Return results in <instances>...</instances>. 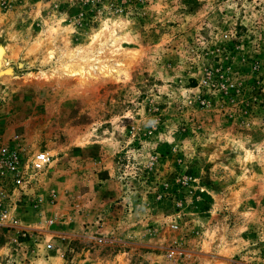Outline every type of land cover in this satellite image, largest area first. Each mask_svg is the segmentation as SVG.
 Here are the masks:
<instances>
[{
  "label": "rangeland",
  "instance_id": "obj_1",
  "mask_svg": "<svg viewBox=\"0 0 264 264\" xmlns=\"http://www.w3.org/2000/svg\"><path fill=\"white\" fill-rule=\"evenodd\" d=\"M0 46V141L54 156L0 264H264V0H0Z\"/></svg>",
  "mask_w": 264,
  "mask_h": 264
},
{
  "label": "built area",
  "instance_id": "obj_2",
  "mask_svg": "<svg viewBox=\"0 0 264 264\" xmlns=\"http://www.w3.org/2000/svg\"><path fill=\"white\" fill-rule=\"evenodd\" d=\"M53 161L54 156L48 151L29 146L21 136L12 135L0 141V237L17 246L25 244L24 240L18 242L19 239L39 238L20 224V216L27 209L41 214L43 198L39 190ZM53 194L50 193L52 198ZM22 206L28 208L22 211ZM44 224L50 228L53 219L45 220ZM45 248L51 250L52 245L47 244Z\"/></svg>",
  "mask_w": 264,
  "mask_h": 264
},
{
  "label": "crops",
  "instance_id": "obj_3",
  "mask_svg": "<svg viewBox=\"0 0 264 264\" xmlns=\"http://www.w3.org/2000/svg\"><path fill=\"white\" fill-rule=\"evenodd\" d=\"M97 221V220H96ZM98 223V221H97ZM72 225L68 226V231L69 234L68 239H72V238H80V239H84V241H99V234L98 233H102V230H104L103 227L99 228L98 226H96L95 224H93V222L89 225H87L86 227L82 226L83 232L77 231V230H73L72 229ZM125 231V230H124ZM134 234H133V230L131 231V238H133ZM88 250H87V254H88Z\"/></svg>",
  "mask_w": 264,
  "mask_h": 264
},
{
  "label": "bare ground",
  "instance_id": "obj_4",
  "mask_svg": "<svg viewBox=\"0 0 264 264\" xmlns=\"http://www.w3.org/2000/svg\"><path fill=\"white\" fill-rule=\"evenodd\" d=\"M5 54H6L5 47L0 46V74H2L4 72V68H7L6 63H5ZM2 69H3V71H2Z\"/></svg>",
  "mask_w": 264,
  "mask_h": 264
}]
</instances>
